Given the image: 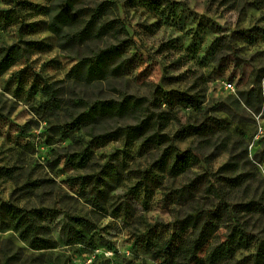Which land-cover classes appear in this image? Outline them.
Returning <instances> with one entry per match:
<instances>
[{
  "label": "rangeland",
  "instance_id": "obj_1",
  "mask_svg": "<svg viewBox=\"0 0 264 264\" xmlns=\"http://www.w3.org/2000/svg\"><path fill=\"white\" fill-rule=\"evenodd\" d=\"M106 1L113 12L103 18L123 28L117 37L64 50L66 30L54 19L52 0H0V56L11 45L24 50L0 76V203L40 210L38 237L47 240L30 245L5 227L0 264H162L155 252L174 231V217L202 198L215 202L214 187L229 205L264 202V0H81V6L66 0L79 17ZM108 44L119 45L121 75L87 85L66 80L79 57ZM49 84L62 89L65 104L42 114L41 90ZM169 91L192 96L194 106L168 111L161 103ZM123 95L145 99L158 119L167 116L162 132L172 145L96 140L85 129L66 137L54 132L74 114L70 98ZM127 124L133 121L100 122L93 131ZM188 124H212L214 132L174 139ZM174 148L185 156L169 173L156 162L165 151L172 157ZM82 151L89 155L85 167L71 161ZM107 163L118 170L115 181L105 176ZM149 166L160 174L159 186H141ZM87 175L110 184L101 189L99 207L87 202L91 186L80 187ZM239 222L252 237L249 249L236 247L240 231L231 221L190 264H264V216L242 215Z\"/></svg>",
  "mask_w": 264,
  "mask_h": 264
},
{
  "label": "trees",
  "instance_id": "obj_2",
  "mask_svg": "<svg viewBox=\"0 0 264 264\" xmlns=\"http://www.w3.org/2000/svg\"><path fill=\"white\" fill-rule=\"evenodd\" d=\"M15 1V0H11ZM81 6V0H74ZM111 2L101 3L90 10L83 11V17H79L72 11L66 0H52L51 7L54 19L61 24L66 31L60 33V47L64 50H72L76 46H87L95 42H102L103 37L114 35L117 37L120 28L115 19L105 20L104 13L107 10L113 12ZM112 8V9H111ZM82 9V8H80ZM115 10V9H114ZM87 17V18H84ZM24 55V50L18 46L11 45L3 49L0 56V76L3 75ZM119 45L108 44L104 47H96L88 56L79 57L73 67L66 74L69 83L81 82L83 84H94L108 77L121 75L125 69ZM62 89L56 84H49L42 87L44 99L38 106L37 112L42 114H53L60 111L65 104L61 94ZM67 107L74 110V114L69 121L63 125H54V132L61 137H66L68 133L79 130L88 131L91 138L96 140H117L122 139L129 142H140L142 144L161 147L172 145L173 139L162 132L165 128L166 117L149 111L145 106V99L123 95L119 100H90L72 97L67 101ZM162 105L170 111L174 106H189L195 104L194 98L183 92L169 91L163 94ZM132 120L133 124H127L95 134L93 129L100 122H114L117 120ZM214 132L212 124L185 125L177 130L174 139L185 140L192 136L202 137ZM173 147V146H170ZM176 151V152H175ZM185 152H179L174 148V155L169 158L165 151L158 159L157 164L169 173L181 163ZM89 155L86 151L72 156L80 167L87 165ZM228 164L223 166V169ZM109 173L105 176L110 181H115L118 170L110 164H106ZM141 186L146 185V181H154L156 186L161 183V176L149 166L141 173ZM81 189L91 186L90 197L87 200L95 207L100 205V197L103 195L102 187H106L108 180L98 176H83L80 178ZM215 202L209 201L211 198L205 197L194 202L193 209L186 214L177 215L173 219L174 231L165 242L157 247L156 257L162 259V264H190L194 261L220 226L233 221L240 231V237L236 244L238 249L247 250L252 243L251 235L246 231L244 225L239 222L242 215L264 216V202L262 198L250 199L235 205L226 204L221 198L219 188L212 189ZM40 210H26L13 205L11 202L0 203V230L10 226L18 236L30 245L44 246L47 240L39 238L38 219ZM77 224L83 225L84 219L74 218ZM259 254V252H258Z\"/></svg>",
  "mask_w": 264,
  "mask_h": 264
},
{
  "label": "built area",
  "instance_id": "obj_3",
  "mask_svg": "<svg viewBox=\"0 0 264 264\" xmlns=\"http://www.w3.org/2000/svg\"><path fill=\"white\" fill-rule=\"evenodd\" d=\"M230 88H232V85L230 83L225 84V89H230Z\"/></svg>",
  "mask_w": 264,
  "mask_h": 264
}]
</instances>
